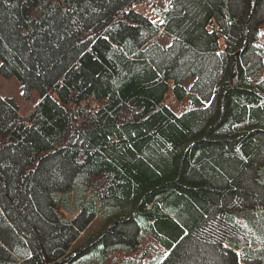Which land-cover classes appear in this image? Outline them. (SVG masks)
<instances>
[{
	"label": "trees",
	"instance_id": "obj_1",
	"mask_svg": "<svg viewBox=\"0 0 264 264\" xmlns=\"http://www.w3.org/2000/svg\"><path fill=\"white\" fill-rule=\"evenodd\" d=\"M147 1L0 0V264H264V0Z\"/></svg>",
	"mask_w": 264,
	"mask_h": 264
},
{
	"label": "rangeland",
	"instance_id": "obj_2",
	"mask_svg": "<svg viewBox=\"0 0 264 264\" xmlns=\"http://www.w3.org/2000/svg\"><path fill=\"white\" fill-rule=\"evenodd\" d=\"M168 2V0H150L143 3L133 5V8L142 12L153 21L160 20V17L154 12L155 7H160L162 2ZM260 39L264 40V21L261 24ZM156 42L161 44H167L169 37L160 33L155 39ZM152 40V41H154ZM194 80V79H193ZM189 80L184 83L186 94L179 98L176 92L169 89L165 96V103L177 114H182L193 106L191 102V96L196 95L201 101H205L212 94L209 92L210 83L206 80V77L202 74L199 76L198 81L192 87V81ZM192 87V88H191ZM0 96L10 97L16 103L18 110L21 114H27L37 103L39 94L36 89H31L28 93L22 88L21 84L16 77H4L0 75Z\"/></svg>",
	"mask_w": 264,
	"mask_h": 264
}]
</instances>
